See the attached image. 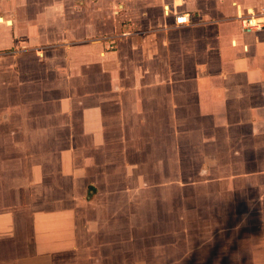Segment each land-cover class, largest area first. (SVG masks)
<instances>
[{
	"label": "crops",
	"instance_id": "0c3cea01",
	"mask_svg": "<svg viewBox=\"0 0 264 264\" xmlns=\"http://www.w3.org/2000/svg\"><path fill=\"white\" fill-rule=\"evenodd\" d=\"M263 6L264 0H0V163L17 158L25 166L13 188L5 185L13 175L0 174V264L132 261L122 259V220L75 204L84 196L75 191V172L65 176L55 157L51 164L39 154L90 148L91 135L105 147L109 133L156 137L162 126L184 150L176 159L185 164L190 210L207 201L197 225L190 210L182 226L169 218L167 241L159 243L167 264H192L175 250L195 226L202 227L201 244L236 246L229 258L206 252L204 264L264 262V252L237 253L258 237L264 244L256 235L264 229V27L244 30L241 22ZM177 15L189 23L177 25ZM120 142L131 143L126 136ZM53 181L56 197L49 201ZM17 195L20 203H7ZM118 223L115 253L106 247L117 245ZM139 229L132 231L137 240Z\"/></svg>",
	"mask_w": 264,
	"mask_h": 264
},
{
	"label": "rangeland",
	"instance_id": "374dc122",
	"mask_svg": "<svg viewBox=\"0 0 264 264\" xmlns=\"http://www.w3.org/2000/svg\"><path fill=\"white\" fill-rule=\"evenodd\" d=\"M162 124L165 125V122ZM165 128L162 126V131L156 133V137H153L150 132L138 134L109 133L107 141H110V144L106 147L104 139H100L98 142L96 137L91 135L93 142L96 143L90 148H75V152L72 149L41 150L42 153L39 154L45 158V160L43 159L44 162L51 164L55 157L54 162H56L57 168L61 171L65 170V176L69 175L70 172H75V191H81L84 194L83 198H80L75 204H93L97 207L96 210H108L109 213H106L107 220H109L107 217L111 216L115 221L122 220V223L128 227V245L127 250H124L126 255H122L124 257L122 259H126L128 256V259H132V261H126L127 264H134L135 257H138L142 264H167L166 246L159 243L167 241L168 222L172 221L169 218L174 214L176 223H171L179 227L183 225L184 220H188V212L191 211L184 191V184L188 183L183 179L185 164L182 159L180 161L176 159L178 155H184V150L180 148V145L175 148L174 143L169 140V138L172 139L173 135L170 134L169 136L167 131H164ZM125 136L128 141H131V143H127V147H124L120 142ZM136 140L138 144L135 143ZM62 159L64 164L61 166L59 160L62 161ZM80 161L85 163L82 164ZM51 164L49 165L50 168H52ZM50 172H54V169L49 170L45 176L53 175H49ZM24 173L25 166L17 158L9 163H0V174L13 175V179L5 182L7 188L19 186L20 182H23L20 179ZM59 183H61L60 180ZM62 183L65 188L67 185L69 186L67 179ZM48 185L51 195L49 201H52V198L56 197L52 191V189L55 190L56 181L49 182ZM16 197L13 201L9 198L7 203L10 205L20 203L21 197L18 195ZM25 202L26 200H24ZM199 202V206L207 204L205 199H201ZM198 208L192 206L193 211L191 212H194L191 219L192 225H197L204 220L200 218L201 212ZM121 210L125 212H120ZM15 217L18 218V216ZM137 227L142 228L141 237L138 240L132 235V231H135ZM201 228L195 226L189 230V232L191 231V239L186 244H179L178 241L175 250L176 256L180 253H186L192 257V264H204L205 262L201 258L209 255L205 254L206 252L224 253L227 254L228 258L234 253L235 250L233 249L236 246L233 245L201 244V242H205L203 235L200 234ZM119 231L118 223L112 231V240L116 239L117 245H108L107 250L115 248L117 250L113 249L114 252H119ZM179 231L177 230V232ZM203 232L205 233V230ZM261 234L264 239V229L258 230L256 235ZM176 236L178 237V234ZM257 239L254 246H240L237 253L254 249L253 252L261 255L264 252V244ZM227 261H220L219 263L232 264ZM211 263L212 260L207 262V264ZM214 263L217 264V262ZM233 264L242 263L234 261ZM260 264H264V262L261 261Z\"/></svg>",
	"mask_w": 264,
	"mask_h": 264
},
{
	"label": "built area",
	"instance_id": "2783aa9c",
	"mask_svg": "<svg viewBox=\"0 0 264 264\" xmlns=\"http://www.w3.org/2000/svg\"><path fill=\"white\" fill-rule=\"evenodd\" d=\"M176 24H187L189 23V18L186 15H177L176 18ZM242 25L244 30H250L253 27H264V6L263 8L258 12H251L247 16H243Z\"/></svg>",
	"mask_w": 264,
	"mask_h": 264
}]
</instances>
